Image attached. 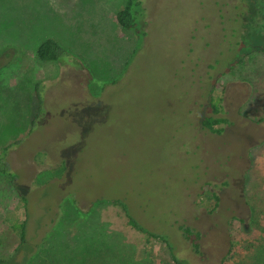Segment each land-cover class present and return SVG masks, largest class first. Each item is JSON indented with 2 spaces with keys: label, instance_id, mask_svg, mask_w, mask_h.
<instances>
[{
  "label": "rangeland",
  "instance_id": "rangeland-1",
  "mask_svg": "<svg viewBox=\"0 0 264 264\" xmlns=\"http://www.w3.org/2000/svg\"><path fill=\"white\" fill-rule=\"evenodd\" d=\"M124 1L0 0V153L15 174H0V260L175 264L117 199L183 264H264V0H141L139 37L115 21ZM242 36L258 44L229 68ZM46 38L64 60L36 57ZM211 97L220 132L201 126Z\"/></svg>",
  "mask_w": 264,
  "mask_h": 264
},
{
  "label": "trees",
  "instance_id": "trees-1",
  "mask_svg": "<svg viewBox=\"0 0 264 264\" xmlns=\"http://www.w3.org/2000/svg\"><path fill=\"white\" fill-rule=\"evenodd\" d=\"M141 4V0H125L124 5L122 8L116 11L115 13V21L116 23L125 31L131 32L135 36L139 37L141 30L138 27V7ZM236 30V28H233V33ZM233 36V34H231ZM252 38H250L251 40ZM249 39L246 37H243L239 40H235L233 43V47L235 51L237 52L236 55L229 56L226 58L225 63L228 64L229 68H232L235 64H237V61H239V55L240 51L247 49L252 50V48H256L257 42H250ZM264 51V50H263ZM68 51L67 49L60 46V44L53 38H46L42 40V42L38 45L36 49V57L41 61H61L64 60V58L67 56ZM220 61L216 60L213 64H210L208 67L212 70L216 69L220 65ZM224 67V64H223ZM32 93L33 97L36 102V109L35 113L37 117L44 113L45 111V86L43 82H36L32 86ZM221 98H212L209 101V104L212 107L213 114L204 116V118L201 120V126L205 129H208L213 132H220V128L215 127L216 125H219L221 123H227V119L223 116H217L218 113L221 112V106H220ZM34 123V121H33ZM6 154L7 149L3 148L0 153V174L7 175L8 178H10L11 181L15 178V174H13L6 162ZM13 183V182H12ZM23 201L26 202V198L22 196ZM214 198L217 199L216 195H214ZM115 203H118L121 205L123 212L127 218V223L136 229V231H139L141 233H144L148 235L151 238L157 239L160 242H162L167 249L170 252V257L174 261L175 264H183L176 256L174 252V246L172 242L170 241L168 235L164 234L163 232H158L155 230H151L144 225L140 224L135 217H133L125 208L124 204H122L119 200L114 199ZM25 215L27 217V211L25 209ZM11 228L17 233L19 242L18 246H22L26 243V220H22L18 223L11 224ZM178 229L181 231L182 236L190 241V247L193 253L200 254V233L196 229L187 226V225H179ZM0 264H4L3 260H0Z\"/></svg>",
  "mask_w": 264,
  "mask_h": 264
}]
</instances>
